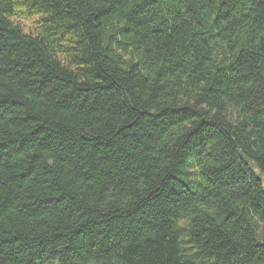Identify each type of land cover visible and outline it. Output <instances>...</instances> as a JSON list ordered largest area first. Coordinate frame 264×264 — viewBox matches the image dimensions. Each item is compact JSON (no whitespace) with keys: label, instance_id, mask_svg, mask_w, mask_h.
Here are the masks:
<instances>
[{"label":"trees","instance_id":"16d2710c","mask_svg":"<svg viewBox=\"0 0 264 264\" xmlns=\"http://www.w3.org/2000/svg\"><path fill=\"white\" fill-rule=\"evenodd\" d=\"M254 168L264 0H0V264H264Z\"/></svg>","mask_w":264,"mask_h":264},{"label":"rangeland","instance_id":"374dc122","mask_svg":"<svg viewBox=\"0 0 264 264\" xmlns=\"http://www.w3.org/2000/svg\"><path fill=\"white\" fill-rule=\"evenodd\" d=\"M33 21L34 20L20 19L19 23L25 32H32L34 30ZM254 170L257 173V175L259 176V178L263 180V186H264V175H261L257 168H254Z\"/></svg>","mask_w":264,"mask_h":264}]
</instances>
